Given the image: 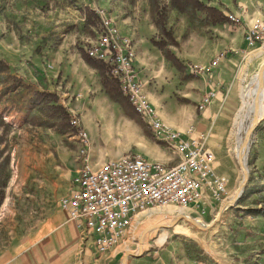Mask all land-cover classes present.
I'll use <instances>...</instances> for the list:
<instances>
[{"label": "rangeland", "instance_id": "obj_1", "mask_svg": "<svg viewBox=\"0 0 264 264\" xmlns=\"http://www.w3.org/2000/svg\"><path fill=\"white\" fill-rule=\"evenodd\" d=\"M203 1L224 10L229 19L230 16L239 18V23L232 22L222 27L204 26L178 13L168 0H164L168 5V28L173 30L179 42L177 47H171L172 51L199 61L210 51L234 49L239 51L236 63L239 83L247 75L250 78L259 76L264 64V41L249 45L245 39L249 25L242 27L248 14L254 20L264 18L263 14L256 13L257 10H264V0ZM86 7H91L96 13L103 12L114 22L120 33L132 41L136 58L140 53L138 51H149L151 48L162 55L151 43L153 38L158 40L159 32L154 24L155 16L149 0H0V59L9 63L12 75L23 79L21 83L17 82L15 90H6L0 84V115L4 123L0 127V151L9 159V180L0 208V264L7 261L2 256L9 251L14 253V257L17 256L16 259L25 260L23 264H32L26 256L37 245L33 243V236L60 213L59 201L68 193L71 178L87 158L88 148L98 155V161L105 159L104 154L107 161L112 160L114 157L111 155L125 151L137 139L132 128L123 123L124 119L145 125L137 113L127 112L119 103L97 101L96 105L104 108L98 111L91 110L85 102L76 111L85 126L81 127L89 137L87 146L83 140L75 137L76 134H62L56 127H51L49 114L32 102L33 90H49L56 85L54 79L58 80L59 77L50 74H59L56 54L63 53L72 59L77 57L79 49L86 50L97 41L100 21L96 26L87 24ZM240 30L244 31L243 36L237 35ZM238 37L244 40L242 47L238 46ZM142 60L147 68L145 74L148 75V68H154L155 62L148 57H142ZM204 72L197 76L204 75ZM160 73L165 75L163 82L169 85L174 83L175 88L171 86L169 90L170 101L178 105L185 102L182 93L187 80L183 81L180 76V81H177L171 72ZM160 86L157 83L158 92L161 89L165 92L166 85L163 88ZM240 88L241 83L238 94L230 99L231 117L220 125L226 128V134L214 136L212 129L208 130L207 146L210 148L211 144L214 145L210 149L216 155L215 171L226 180V193L218 198L210 195L191 210H179L173 206L148 210L118 245L115 258L108 260L107 253L101 255L95 249L91 261L86 262L83 258L78 260V264H122L127 251L139 254L142 235L154 226L157 227L144 235L141 256L129 257L127 264H179L183 258L210 264H264V217L241 218L236 213L239 207L264 205V119L252 135L246 160L250 178H253L247 186H253L256 192L241 205L238 201L235 205L227 206L217 220L221 207L235 196L243 179L238 157L233 151L236 145L234 120L242 105ZM143 93L147 96L144 86ZM210 93L214 92H208L202 104ZM112 103L118 107L109 109ZM172 106H162L160 111H172ZM179 106L186 117H189V111L200 113L206 108L201 109L198 104ZM171 113L178 120V112ZM249 123L246 125L249 126ZM131 153L136 152L129 151L123 156ZM183 215L195 221L200 219L210 228L198 229L184 219L170 228L160 226L171 225ZM178 227H184L186 234L174 232ZM47 235V232L43 234L44 237ZM190 237H197L198 240ZM151 250L153 252L147 261L138 262ZM171 251L174 254L172 257L169 255Z\"/></svg>", "mask_w": 264, "mask_h": 264}, {"label": "built area", "instance_id": "obj_2", "mask_svg": "<svg viewBox=\"0 0 264 264\" xmlns=\"http://www.w3.org/2000/svg\"><path fill=\"white\" fill-rule=\"evenodd\" d=\"M97 14L100 34L88 49L89 56L110 64L123 94L154 139L180 157L174 166L138 153L109 160L98 169L87 158L80 165L68 193L59 201L60 208L74 223L83 244L92 240L97 251L105 254L122 242L139 214L156 207L191 210L210 195L218 198L225 194L226 180L216 174V155L207 146L209 134L196 136L193 127L180 132L160 119L157 108L143 93L132 41L103 12ZM230 17L232 22L239 23V18ZM245 35L249 45L264 41V18L254 20ZM218 62L216 58L211 65L215 67ZM204 70L194 67L196 75ZM215 96V93L207 95L200 108H205ZM80 124L77 114H72L71 125L78 131L75 137L88 146V134Z\"/></svg>", "mask_w": 264, "mask_h": 264}, {"label": "crops", "instance_id": "obj_3", "mask_svg": "<svg viewBox=\"0 0 264 264\" xmlns=\"http://www.w3.org/2000/svg\"><path fill=\"white\" fill-rule=\"evenodd\" d=\"M256 13L264 15V10H257ZM245 19V26H243L242 29L254 21L250 14L245 16ZM216 27L222 26L217 25ZM241 30L237 35L240 34V36H243L244 31L242 32ZM137 36L140 38L139 34ZM243 41L244 40L240 38L238 46L242 47ZM230 50L232 51H210V54L205 53L206 55L204 59H200L199 61H193L192 59L182 56L176 52L177 56L188 66L185 75H195L193 67H201L205 69L204 71H206L204 72V75H196V78L187 80L188 82L185 81L186 86H184L182 93L185 102L179 103V105L198 104L200 106L202 104L203 97L208 92H214L216 95L206 105L204 111H201L200 113L197 111H189L187 114L189 117H186L185 111L180 108L181 106L170 101L169 90H171V86H174V83L169 85L163 82L165 75H161L160 73V71H167L171 72L172 74L174 73L173 76L175 75V77H177V81H180V78L182 77L181 72L177 73L173 69L174 67H171V63L168 62L163 55H160L158 51H152V48L149 51H138L140 53L137 54V58L135 57L136 62H134L138 70V78L146 88L149 100L159 110V117L163 122L180 132H185L189 127H193L195 129L196 136L205 133L209 134V129H212L214 136H222L226 134V131L224 130L226 128H221L220 125L226 123L231 117L232 105L230 104V99H232L231 97H234L236 94H238L241 83H239L237 80L236 74V63L238 59L237 55L239 51H234V49ZM56 55L58 58L57 61L59 60L57 71L59 74L56 75V72H50V74H52V76H58L59 79H54V82L56 83L55 86H52L54 89L50 88L46 91L57 93L60 96L62 105L67 107L70 113L78 115L81 126L84 128L85 126L82 123V119L76 111L78 107L84 106L86 102V104H89L90 108H92L91 110L101 111L104 110V108L97 106V101H114H112L106 94L101 84L98 72L92 69L86 62H84L80 54L72 59L63 53ZM142 57H148L149 59H153L155 62L154 68H148V75L145 74V70H147V68L143 63ZM216 58H219V62L214 67L211 65V63ZM160 67L161 69H159ZM157 83L161 85L160 88H163V86L166 85L165 92L163 89L158 92ZM114 103H112L113 105L111 104V106L108 105V107L110 106L109 109H112L111 107H118ZM168 104L170 106L171 104L173 105L172 111L161 112V107L167 106ZM173 111L178 112V120L173 117L171 113ZM184 119L187 121L184 122ZM124 121L125 122L123 123L125 125H129L136 133L137 139L135 143L130 144L128 149L125 151L111 155L114 157L112 160L119 159L129 151H135L149 160L158 161L169 166H174L180 161V157L174 154L173 151L167 147V145L160 143L153 138L148 127H144L140 123L133 120L124 119ZM213 146L214 145L211 144L210 148ZM90 150L91 149L88 148L87 160L94 169L100 168L104 163L107 162V155L104 154L103 157L105 159L102 158V160L98 161V155ZM75 173L73 177L75 176ZM73 177L71 178L70 183H72ZM142 215L143 213L134 218L132 228L137 223V221L140 220V216ZM46 232L48 233V237L43 236V234ZM174 232L186 234V229L184 227H178ZM44 238H46V240H44ZM190 238L198 240L197 237ZM89 241L86 242V244H83L81 235L77 231L74 223L70 222L68 219V214L61 210L60 213L52 218L49 224H46L43 229H40L36 234H34L33 243L37 244L38 246H34V248L28 253L26 257L28 261L32 262V264H78V260L83 258L84 261L89 262L92 260L93 254L97 250L93 244V241L91 240L90 244ZM118 249L119 248L117 246L111 251L107 252V254L105 253L106 259L109 258L111 260L115 258L117 256L116 254ZM152 252L153 250H151L147 256H144L141 259L139 258L138 262L147 261V257L151 256ZM204 253L208 257L211 256L206 250H204ZM3 254L4 255L2 258L7 260L4 262V264L25 263V260L23 259H16L17 256L14 257L13 252L9 251ZM169 255L170 257L174 256L172 251ZM179 264L210 263H201L197 259L183 258Z\"/></svg>", "mask_w": 264, "mask_h": 264}, {"label": "trees", "instance_id": "obj_4", "mask_svg": "<svg viewBox=\"0 0 264 264\" xmlns=\"http://www.w3.org/2000/svg\"><path fill=\"white\" fill-rule=\"evenodd\" d=\"M155 19L154 24L158 29V40L153 38L152 45L161 51L162 55L168 62L171 63L178 72L185 73L188 66L183 62L171 49L172 46L177 47L179 42L171 28H168V5L164 0H149ZM170 6L180 14L187 15L192 20L199 21L204 26H217L232 24L231 19L225 14L224 10L205 3L203 0H168ZM86 22L96 26L100 19L98 14L91 8L86 7ZM91 47V46H90ZM88 49H79L82 60L86 62L92 69L96 70L100 76L101 84L112 101L122 105L127 112H135L128 97H126L122 90L118 79L112 75L110 64L102 59L90 57ZM195 78L193 74L183 75L182 80H190ZM23 79L16 77L10 73V65L5 60L0 59V84L5 86V89L15 90L18 83ZM32 102L40 109L45 110L50 119L51 127H56L62 133L77 134V129L71 125V114L67 107L60 102V97L55 92L40 91L35 89L32 91ZM136 113V112H135ZM2 117L0 115V127L2 124ZM145 124V123H144ZM145 126V125H144ZM250 178L249 182H252ZM9 180V159L4 157L0 151V208L5 199V189ZM253 186H247L239 199V205L247 201L255 193ZM237 217L244 216H261L264 217V205L261 207H239L237 208Z\"/></svg>", "mask_w": 264, "mask_h": 264}, {"label": "water", "instance_id": "obj_5", "mask_svg": "<svg viewBox=\"0 0 264 264\" xmlns=\"http://www.w3.org/2000/svg\"><path fill=\"white\" fill-rule=\"evenodd\" d=\"M259 75H260V84L257 87V90L255 92V97H254V109H255L254 116H253V119L250 123V126L246 130L244 141H243V146H242V152L240 154V157L238 158V164H239L240 169L243 173V179H242V182H241L238 190L236 191L235 196L231 200L233 203L232 205H235L239 201V199L242 196V193L244 192V190L247 187L249 180H250V173H249V170L247 168L246 160H247L248 152L250 149V143H251L252 135H253L254 131L257 129L259 123L261 122V120H260V108H261V100H262L261 98H262V95L264 92V64L260 68ZM226 208H227L226 204L221 207L220 212H219L218 217H217V220L220 219L222 213L226 210ZM181 219L188 221L191 225H193L194 227H196L198 229L207 230L210 228V226H206V227L201 226L195 220L189 219L188 217H186L184 215L175 219V221L171 225H168V226L160 225V226L170 228L173 225H175V223L177 221H180ZM155 227H157V226L148 228L144 232V234L142 235V237L140 239L139 254L136 255L135 253L127 251V253L125 254V256L122 259V264H127L129 257L141 256V254H142V242H143L144 235L148 231L154 229Z\"/></svg>", "mask_w": 264, "mask_h": 264}, {"label": "bare ground", "instance_id": "obj_6", "mask_svg": "<svg viewBox=\"0 0 264 264\" xmlns=\"http://www.w3.org/2000/svg\"><path fill=\"white\" fill-rule=\"evenodd\" d=\"M260 84V75H255L252 78L243 77L241 81V88H240V99L242 105L239 106L238 112L236 114L235 120H234V136L236 139V145L233 149L236 157H240V154L242 152V146L243 141L245 137V133L247 128L250 126H247L246 123L252 121L254 116V97L255 92L257 90L258 85ZM261 108H260V120L264 119V92L261 98ZM249 123V124H250ZM236 194V192H235ZM233 199V198H232ZM231 199V200H232ZM227 202V206L232 205V201ZM181 210H188V209H181ZM189 219H191L190 216L187 215ZM197 223H200L201 226H206L204 222L200 219L196 221ZM134 227V226H133Z\"/></svg>", "mask_w": 264, "mask_h": 264}]
</instances>
